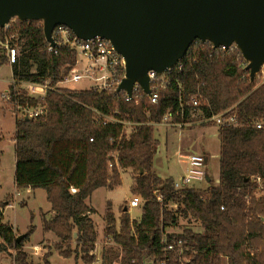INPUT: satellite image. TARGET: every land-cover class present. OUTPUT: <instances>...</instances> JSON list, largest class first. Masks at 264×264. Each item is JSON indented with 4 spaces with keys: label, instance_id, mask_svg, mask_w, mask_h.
I'll return each mask as SVG.
<instances>
[{
    "label": "trees",
    "instance_id": "16d2710c",
    "mask_svg": "<svg viewBox=\"0 0 264 264\" xmlns=\"http://www.w3.org/2000/svg\"><path fill=\"white\" fill-rule=\"evenodd\" d=\"M13 21L7 33L0 28V41L13 35L12 43L18 48L11 65L9 102L44 107L41 116L15 120L13 182L16 189L45 191L53 216L42 218V229L57 237L53 248L59 256L75 255L84 264L96 261L98 234L91 219L95 212L86 200L98 188L113 190L120 185V170H130V192L142 199L141 218L131 221L126 209L117 230L107 204L104 233L118 248H103L100 264H179L176 249L166 250L178 241L189 264H264V195L257 196L258 186L252 180L259 177L264 191V82L258 77L250 82L236 46L224 51L194 41L180 59V69L175 67L152 82L164 83L152 103L142 91L130 100L112 88H58L76 65V52L57 36L56 29L57 45L51 49L41 22ZM4 65L8 61L0 51V67ZM45 81L48 88L43 97L29 96L17 87ZM197 96L201 104L193 113H200L202 119L222 114L235 122L217 128L218 184L175 190L171 178L163 179L153 170L158 146L154 127L167 114L172 123H190L193 107L187 103ZM97 112L134 124L130 134L125 136L119 123L98 125ZM257 123L261 128L255 127ZM4 206L1 202L0 254L13 252L15 264H27L23 248L30 231L17 241L14 228L2 222ZM181 219L197 222L201 231L185 228L166 233Z\"/></svg>",
    "mask_w": 264,
    "mask_h": 264
},
{
    "label": "water",
    "instance_id": "95a60500",
    "mask_svg": "<svg viewBox=\"0 0 264 264\" xmlns=\"http://www.w3.org/2000/svg\"><path fill=\"white\" fill-rule=\"evenodd\" d=\"M12 19L41 22L51 49L59 26L108 41L124 63L115 91L129 99L135 83L151 96L147 72L174 68L197 40L236 46L250 82L264 65V0H0V28Z\"/></svg>",
    "mask_w": 264,
    "mask_h": 264
},
{
    "label": "rangeland",
    "instance_id": "374dc122",
    "mask_svg": "<svg viewBox=\"0 0 264 264\" xmlns=\"http://www.w3.org/2000/svg\"><path fill=\"white\" fill-rule=\"evenodd\" d=\"M13 20L15 19L11 21ZM15 22L13 21L14 25H16ZM78 58L82 60L81 57ZM84 64L85 61L82 60L81 65ZM10 82L11 70L8 64L0 68V203L6 202V204L4 203L5 209L3 208L4 217L2 222L12 225L16 230V236L24 235L30 231L28 240L23 248L27 254V264H84L81 260L75 259V255L70 258L59 256L58 252L53 248L59 242L57 237L52 232L43 231L42 218L49 217L51 213L45 191L37 188L34 189L32 194L27 195L24 189H16L14 186L15 156L13 136L15 120L21 117L22 110L16 108L4 98ZM90 84V81L82 78L75 83H58L56 86L74 90L88 88L99 90L97 85ZM207 122L209 121L203 120L199 114L194 113L190 124L182 128L173 127L166 123H161L154 127V136L158 141V146L153 158V170L159 177L178 180L183 173V157L207 156L206 173L210 182L204 178L201 181L190 184L188 187L205 189L210 184L217 185L219 181L218 127L213 122V124L201 125L202 123L207 124ZM131 185L132 176L130 170L121 171L120 185L113 190L98 188L86 200L88 206L95 212L91 215V219L98 234L95 250L93 251L96 261L92 264H100L103 248H118L111 238L104 233V215L107 204L110 205L111 212L116 220L115 226L117 230H119V217L125 212V208H127L126 213L131 221H139L141 218V207H127L128 200L133 196L130 192ZM263 195L264 192L257 194V196ZM185 228L201 231L197 222L181 219L178 227L168 229L166 233H180ZM73 248L74 244L72 243L71 249ZM36 250L38 251L37 253L35 252ZM47 253H50L48 261L44 258ZM14 256L13 252L0 254V264H15Z\"/></svg>",
    "mask_w": 264,
    "mask_h": 264
},
{
    "label": "built area",
    "instance_id": "2783aa9c",
    "mask_svg": "<svg viewBox=\"0 0 264 264\" xmlns=\"http://www.w3.org/2000/svg\"><path fill=\"white\" fill-rule=\"evenodd\" d=\"M10 22L3 27L4 33H7V31L9 30ZM56 33H57V36L64 43L68 44L70 49L76 52L77 54L75 67L72 70H70V72L68 73V76L65 77L62 82H60L61 84L66 83V82L75 83V82L80 81L82 78H86V79L92 80L93 85L95 86L97 85L99 87V90L111 89V88L116 89L120 80L124 76V63H123L122 57L114 50L113 46L108 41L104 39H100L98 37L90 39V40H85V41L80 40V39H77L69 29L63 26L57 27ZM13 39H14L13 35H7L3 41H0V51L6 57L8 64L10 66L15 63L16 58L18 56V48L15 43L14 44L12 43ZM78 57H81L82 60L86 62L85 66L81 67V69H77V65L82 62L81 60H79ZM241 65L245 68L247 65V62L244 60ZM175 67H177L178 69L181 68V65L179 64V62L177 63ZM171 69L166 70L164 73L170 74ZM120 75H122L121 79H120ZM161 75H157L153 71L147 72V76L150 80V89H151V96L149 97L147 96V97L150 99L152 103L156 102L159 91L164 88V83H162V81L154 82L152 84V82L155 81L156 77H160ZM257 77L259 78L260 82H264V65L260 68V71ZM11 83L13 82L11 81ZM17 87H20L19 89L25 91L29 96L36 97V98L43 97L48 88V81H45L44 84H34V83L23 82V83H20ZM179 87H180V93H179L178 103H179V107L182 113L184 102L182 98L181 85H179ZM140 91H142L141 87L137 83H135L132 89V98L130 100L134 98V95L138 96ZM4 98L9 101L8 92L5 94ZM199 99H200L199 96L192 97L190 102L187 103V104H191V106L193 107L190 113L191 118L194 114L193 112L195 111V108H198L201 104ZM13 105L16 108H20L22 110L21 117H24V118H36L44 114V107L41 105H38V106L19 105L18 103H14ZM197 114L200 115V113H197ZM94 118H95V122L98 125H102V126H105L109 123H119L122 126V133H125V136H128L130 134L132 126H134V124L132 123L118 121L113 117L102 115V114H99L98 112L95 113ZM203 120L214 122L217 126L225 124V123L232 124L234 122L233 118L224 119L222 117V114L215 115L209 119H203ZM161 123H166L167 125H170L173 127H179V128H182L185 125L190 124V123H176V124L172 123L171 114H167ZM255 127L261 128V124L257 123L255 124ZM109 140H111V138ZM90 141H92V139H90ZM185 159H186L185 161L186 168L184 170V173L181 175V178L173 181V188L175 190L186 188L190 184L201 181L205 178V158L204 157H195V158L191 157V158H185ZM108 167L111 169L112 164L109 163ZM252 180L258 186L256 194H260L264 192L262 189V180L259 177H253ZM157 199L158 201L161 200L160 197H157ZM141 205H142V199L138 195H133L132 198L128 200V203H127L128 208H140ZM220 209L222 211L224 210L223 207H221ZM163 241L164 242L166 241L165 236H164ZM175 249H176L175 252L177 253L176 255L178 257L179 264H189L188 259H186L185 257H182V254L184 253V249L180 241L177 242L176 246L174 244H168L166 246V250L168 251H172ZM35 252L37 253L38 251L36 250ZM160 264H166V263L165 261H163Z\"/></svg>",
    "mask_w": 264,
    "mask_h": 264
},
{
    "label": "crops",
    "instance_id": "0c3cea01",
    "mask_svg": "<svg viewBox=\"0 0 264 264\" xmlns=\"http://www.w3.org/2000/svg\"><path fill=\"white\" fill-rule=\"evenodd\" d=\"M82 61V60H81ZM82 63V62H81ZM81 63L80 64H78L77 65V69H81V67H83V66H85V64H86V62H85V64L84 65H81ZM1 68V67H0ZM10 70H11V66H10ZM94 76V75H93ZM88 81H90L91 82V84L93 85V81L92 80H89V79H87ZM11 81H12V71H11ZM11 83V82H10ZM9 83V84H10ZM90 84V85H91ZM9 86V85H8ZM218 127V126H217ZM218 135V134H217ZM13 144H14V141H13ZM186 157H183V164H184V167H183V173H184V170H185V168H186V159H185ZM204 158H205V179L208 181V182H210V180H209V178H208V175H207V173H206V166L208 165V157L207 156H204ZM120 173H121V170H120ZM182 173V174H183ZM163 178V177H162ZM180 178H181V176H180ZM163 179H165V177L163 178ZM173 181H175V179H173V178H171ZM177 180V179H176ZM218 184V183H217ZM206 189V188H205ZM24 190H25V192H26V194L27 195H30V194H32L33 193V191H34V189H31V188H24ZM17 197V196H16ZM15 198V197H14ZM5 204H6V202H4ZM4 209H5V207H4ZM4 209L2 210V213L4 214ZM127 209V208H126ZM53 216V213H50V215H49V217H46V218H51ZM4 216L2 215V218H3ZM2 221H3V219H2ZM10 225V224H9ZM12 226V225H11ZM13 227V226H12ZM14 230H15V228H14ZM15 232H16V230H15ZM21 236H23V235H21ZM58 240V239H57ZM36 248H38V247H36Z\"/></svg>",
    "mask_w": 264,
    "mask_h": 264
}]
</instances>
